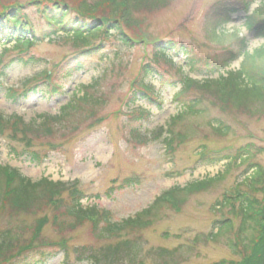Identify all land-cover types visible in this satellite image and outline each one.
Segmentation results:
<instances>
[{
    "label": "rangeland",
    "instance_id": "1",
    "mask_svg": "<svg viewBox=\"0 0 264 264\" xmlns=\"http://www.w3.org/2000/svg\"><path fill=\"white\" fill-rule=\"evenodd\" d=\"M15 1L17 0H0V11ZM25 1L28 0H20V3ZM248 1H251L249 10H240L244 2ZM262 1L144 2L135 7L133 18L129 20L127 34L133 40L132 46L127 47L114 38H108L104 48L96 56L81 61L79 70L67 71L60 68L75 53L76 49L71 42L45 39L30 47L19 58L18 53L12 50L13 44H1L0 53L3 47L6 52L0 58V76L5 74L4 84L14 88L16 93L27 87L31 88L35 80L42 81L43 77H38V74L46 72L51 74L52 83H61L62 87V94L42 95V91L37 89L16 102L8 99L5 91L1 89L0 114L7 120L21 118L29 125L44 114L53 117L61 107L70 102L69 97H79L82 92H91L88 90L91 83L97 88L96 94L103 97L101 105L96 107V119H91L90 116L89 121L78 122L77 129L71 128L64 132L65 138L61 136L63 132L40 138L34 136L35 133L28 134L30 143L27 140V145L31 146L29 149L24 143L7 139L10 131L6 127L2 129L1 167L15 169L32 182L46 178L51 182L66 184L63 199L69 201L78 193L82 197V207L96 208L102 213L96 227L91 222H85L76 228L59 232L54 222L56 216L64 213V209L56 212L52 207L45 206L36 211V214L25 212L16 218H11L6 211L2 212L0 232L7 228L15 229L19 225V228H23L19 232L17 230L21 234L20 245L32 242L33 245H49L59 242L67 251L66 254L59 251L53 258L45 261H39L35 254L27 253L21 259H12V264H218L222 260L239 262V258L232 255L227 247V239L232 240L238 221L232 222V231L228 238L215 237L213 223L221 218L214 207H218L217 203L223 196L236 187L240 191L246 189L243 181L253 171L245 172L250 164L264 171V112L248 115L243 111H229L205 96V114L202 117L182 118L168 126L171 118L181 112L173 101L180 84L174 82L173 71L166 62H154L152 57L156 42L172 41L186 47L200 65L211 61L221 52L219 47L211 45L207 39V32L214 22L212 9L218 3L223 7L238 8L237 12H229L230 22L222 26L221 30H238L248 41V52H255L264 47V38H256L253 31H248L245 19ZM104 2L99 3L100 7H103ZM26 13L38 29L42 28L43 24L34 8H26ZM99 57L103 59L99 61ZM169 57L173 65L182 66V71L188 73L193 80L202 81L205 78L188 71L184 55L171 53ZM240 62L241 59L210 77L216 79L219 74L225 76L229 71H236ZM145 64H150L156 73H151L146 81L154 87L159 101H162L160 110H157V104L152 105L145 101H137L131 108L125 106V101L135 90V82L142 74ZM65 71L69 72L67 78L64 77ZM161 80L166 85H162ZM169 83L175 86H168ZM191 90L196 89L192 87ZM137 108L140 109L139 112L150 113V117L135 121L132 116ZM139 112L135 114L136 117ZM160 127L164 128L161 135L157 132ZM167 127H172L174 138L172 135L170 138ZM213 127L220 128L222 133H216ZM242 149L251 151L245 162L235 157ZM26 150L38 154L37 164L25 157ZM218 151L223 154L210 155ZM203 152L208 155L205 159L200 158V153ZM224 155L231 159L211 163ZM202 181L209 182L199 186V190L186 194L180 211L172 208L163 210L159 212V219L153 220L149 226L137 229L138 232L115 230L120 238H116V235L111 239L103 237L100 232L104 231L103 225L108 221L114 225H124L128 219L149 208L159 196L174 187L184 188ZM130 182L133 183L131 187ZM257 198L261 200L263 194ZM42 217L47 219V223L38 234L35 228ZM91 218L89 221H97V217ZM116 240H129L132 245L130 244L127 252L124 250L119 254L115 251ZM263 262L264 253L262 264Z\"/></svg>",
    "mask_w": 264,
    "mask_h": 264
},
{
    "label": "trees",
    "instance_id": "2",
    "mask_svg": "<svg viewBox=\"0 0 264 264\" xmlns=\"http://www.w3.org/2000/svg\"><path fill=\"white\" fill-rule=\"evenodd\" d=\"M102 1L105 2L103 7H100L99 3ZM166 1L168 0H97L95 2H88L87 0H28L20 3V0H17L0 11V47L3 42L13 44L12 50L18 53L19 58L30 47L45 39L71 42L76 49L75 53L66 59L60 68L67 69V71L70 69L79 70L82 66L81 61L84 58L96 56L104 48L108 38H114L127 47L132 46L133 40L127 34V29L136 6L144 2L157 4ZM96 2L98 3L94 4ZM250 3L251 1L244 2L240 10L247 12ZM28 7L34 8L35 14L38 15L43 24L42 28L38 29L34 22L29 19L26 13ZM237 11L238 8L223 7L220 6V3L212 9L211 16L214 22L207 32V39L211 45L219 47L221 52L203 65L194 60L189 50L183 45H177L172 41H161L154 44L152 60L154 62H166L173 71L174 82L180 84V89L173 96V101L179 106L181 112L171 118L168 126H172L171 122L175 124L176 120L182 118L202 117L205 114L203 106L205 96H209L213 103L229 111H243L248 115L264 112V47L249 54L246 51L248 41L239 34L238 30L231 32L221 30L222 26L230 22L229 12ZM245 26L248 31L254 32L256 38H264V0L245 19ZM5 52V47H3L0 58ZM171 53L184 55L185 67H188V71L203 76L218 72L238 60L239 57H242V62L237 71H230L225 77L219 76L217 79L196 81L190 78L188 73L185 74L182 71V66L171 63V57H169ZM102 59L103 57H99V61ZM67 71L64 72L66 78L69 76ZM141 72L142 74L135 82V90L126 99L125 106L131 108L137 101H145L152 105L157 104V110H160L163 105L162 101H159V95L155 92L154 87L146 81L151 73H156L150 64H145ZM4 76L5 74L0 76V89L3 88L7 98L13 102L28 96L37 89L42 91V95L46 93L62 94L61 83H52L49 72L41 75L42 81L35 80L31 88H24L19 93H16L12 87L3 86ZM161 84L166 85L163 80H161ZM168 86H175V84L169 83ZM192 87L196 90L192 91ZM88 90L91 92H82L79 97H69L70 102L61 107L57 115L50 117L44 114L29 125L21 118L10 121L0 114V133L6 127L10 131L7 139L24 143V146L29 147V149L31 146L27 145V140H30L28 134L35 133L34 136L40 138L52 137L55 133L63 132L61 136L65 138L64 132L71 128L77 129L78 122L89 121L90 116H92L91 119H96V107L101 105L100 102L103 97L96 94L97 88L93 83L88 86ZM139 110V108L135 109L136 113ZM135 114L132 116L135 121L146 120L150 117V113L144 111L137 114L139 119ZM18 123L20 127H18ZM167 129L170 138L171 135L174 138L175 134L172 127L171 129L167 127ZM163 130L164 128L160 127L157 131L158 134L161 135ZM214 131L218 134L222 133L218 127L214 128ZM25 152V157L28 160L33 163L39 162L36 152H29V150ZM250 153V150L242 149L235 157L237 160L242 161L243 159L245 162ZM206 154L200 153V158H207L208 155ZM214 154L218 156L223 153L220 151L210 153L212 156ZM228 157V155H224L217 160L214 159L211 163H217L221 160L229 161L231 158L228 159ZM248 171L252 172L243 181L246 189L240 191L236 187L232 192L223 196L217 203L218 207H214L221 218V220L213 223L214 230H216L215 237L228 238L227 236L232 231V222L238 221L236 232L232 234V240L227 239V247L232 251V255L239 258V262L222 260L218 264H262L264 253L262 216L264 171L253 164H250L245 170V172ZM208 182H196L184 188L174 187L166 192L163 197L157 198L149 208L128 219L124 225H114L108 221L103 225L104 231L100 232L103 237L110 239L116 235L115 230L125 231L124 229H128V232H138L137 229L149 226L153 220L159 219V212L171 208L180 211L181 205L185 203L184 196L193 190H199V186ZM65 190L66 184L51 182L46 178L32 182L23 177L17 170L0 166V214L6 211L11 218H16L20 213L32 212L36 214V211L48 206L56 212L59 209H64V213L56 216L57 219L54 222L59 232L65 231L67 228L71 229V227L76 228L85 222H91L95 227L98 226L102 213L96 208L82 207L80 205L82 197L78 193H75L69 201L63 199L62 195ZM260 194H263L261 200L257 198ZM166 197H170L172 203ZM91 217H97V221H94L95 223L89 221L92 219ZM46 223L47 219L42 217L38 221L35 232L40 234V229ZM18 226L15 229L7 228L0 232V264H12V259H21L27 253L35 254L40 259L39 261L53 258L59 251L64 254L67 253L64 245L59 242L49 245H33V242L20 245L21 234L18 232L23 228ZM120 237V235L119 237L116 235V238ZM211 238L213 237L211 236ZM13 243L15 244L13 245ZM116 243L115 251L119 254L124 250L127 252V249L132 245V241L129 240H116Z\"/></svg>",
    "mask_w": 264,
    "mask_h": 264
},
{
    "label": "water",
    "instance_id": "3",
    "mask_svg": "<svg viewBox=\"0 0 264 264\" xmlns=\"http://www.w3.org/2000/svg\"><path fill=\"white\" fill-rule=\"evenodd\" d=\"M263 220H264V215H263ZM263 264H264V262H263Z\"/></svg>",
    "mask_w": 264,
    "mask_h": 264
}]
</instances>
